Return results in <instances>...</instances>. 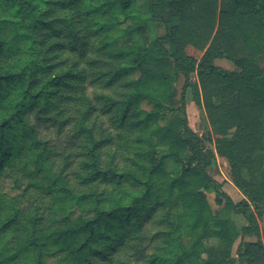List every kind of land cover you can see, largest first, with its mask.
Returning <instances> with one entry per match:
<instances>
[{
	"label": "trees",
	"instance_id": "trees-1",
	"mask_svg": "<svg viewBox=\"0 0 264 264\" xmlns=\"http://www.w3.org/2000/svg\"><path fill=\"white\" fill-rule=\"evenodd\" d=\"M136 3L0 0V176L19 190L0 186V264H264L245 239L264 213V0ZM194 73L214 149L188 124Z\"/></svg>",
	"mask_w": 264,
	"mask_h": 264
},
{
	"label": "rangeland",
	"instance_id": "rangeland-1",
	"mask_svg": "<svg viewBox=\"0 0 264 264\" xmlns=\"http://www.w3.org/2000/svg\"><path fill=\"white\" fill-rule=\"evenodd\" d=\"M39 1V0H38ZM149 0H137L136 8L141 12H146L148 10ZM151 28L156 35H162L166 32V28L164 24L160 21H155ZM170 30V29H169ZM185 50L189 55H192L196 58H199L203 52L196 50L190 44L185 46ZM259 64L264 68V57L260 56L258 58ZM214 64L220 68L226 69L228 71H232L236 69V65L234 61L230 58L222 57L214 60ZM186 80L183 75H179L175 86L177 89V99L179 98L181 92L183 91V87L185 86ZM198 83V79L196 74H192L191 78L188 82L187 87L185 88L184 94V102L186 108V115L189 127L195 131L197 134L204 137L207 140L206 145L212 149L215 148V139L216 136L211 129V125L204 109V105L201 99L195 94L194 84ZM214 102H217L216 95L213 96ZM167 169L174 170V164L171 160L166 161ZM208 174L221 183L222 189L233 199V201H239L243 195L240 190L236 188L232 181L231 167L228 160L215 153V161L208 167ZM0 186L2 190L8 195H16L19 193V190L15 189L11 180L7 177L6 173H3L0 176ZM207 199L210 204V207L213 211L217 209V205L214 202V196L212 193L207 194ZM228 215V214H227ZM229 217L233 220L236 227L239 229L241 226L247 224L246 219L241 215L233 212H229ZM258 227L260 234L258 236H245L246 240L250 241H258L260 240L264 245V213L257 218ZM187 244L190 242L188 240H184ZM237 241L235 242V246L237 245ZM234 246V248H235Z\"/></svg>",
	"mask_w": 264,
	"mask_h": 264
}]
</instances>
